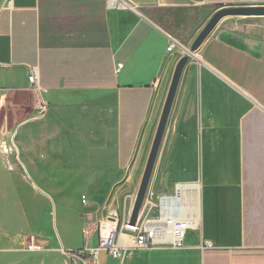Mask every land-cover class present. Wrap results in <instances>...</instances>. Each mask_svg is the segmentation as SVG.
<instances>
[{"label": "crops", "instance_id": "obj_1", "mask_svg": "<svg viewBox=\"0 0 264 264\" xmlns=\"http://www.w3.org/2000/svg\"><path fill=\"white\" fill-rule=\"evenodd\" d=\"M119 1L128 7L0 0V111H14L7 133L17 139L18 163L34 181L51 182L56 196L63 182L75 198L59 203L57 238L52 224L29 236L0 227V253L8 255L0 264H25L15 259L20 253L29 264H91L68 254L97 246L95 228L109 210L129 220L174 68L202 29L198 11L264 5ZM171 40L176 45L167 52ZM192 56L140 214L156 220L161 198L179 199L191 222L183 247H127L118 258L100 253L94 264H264V29L218 26ZM31 69L49 104L39 119ZM28 237L37 247L31 251ZM205 242L212 247L204 250Z\"/></svg>", "mask_w": 264, "mask_h": 264}, {"label": "rangeland", "instance_id": "obj_2", "mask_svg": "<svg viewBox=\"0 0 264 264\" xmlns=\"http://www.w3.org/2000/svg\"><path fill=\"white\" fill-rule=\"evenodd\" d=\"M198 13L203 28L213 13L208 16L210 12L203 9L199 10ZM218 26H230L240 31L263 30L264 17H227ZM190 45H186L187 52H189ZM196 60L195 57L190 56L181 78L186 75V71ZM15 122L16 118L11 106L0 111V227L9 235L24 234L29 236L37 233L46 234L52 224V229L57 238V230L60 231L61 221L59 203L61 204V201L62 204L74 202L73 192L65 188V184L62 182L63 187L61 188L65 191L60 198L56 196V190L53 189L51 182L47 180L36 182L24 171L18 163L17 139L14 136L12 140L13 132L12 134L7 133L8 130L14 129ZM12 168L13 170L10 171ZM21 174H24L25 177L22 178ZM78 197V200H80L79 194ZM74 208L79 209V203ZM5 232L2 234L5 235ZM31 242L32 238L28 237L25 240L26 246ZM0 247L4 248V246ZM3 256L6 259L8 258V255L0 253V258H3ZM16 257L15 259L18 262L30 263L25 255L21 253Z\"/></svg>", "mask_w": 264, "mask_h": 264}, {"label": "built area", "instance_id": "obj_3", "mask_svg": "<svg viewBox=\"0 0 264 264\" xmlns=\"http://www.w3.org/2000/svg\"><path fill=\"white\" fill-rule=\"evenodd\" d=\"M108 2L117 8L126 9L128 7L119 0H108ZM175 45L176 42L171 40L166 51L170 52ZM186 53L187 51H185ZM120 67L118 66V68ZM27 80L29 90L34 98V117L35 119H39L48 111L49 104L42 97L36 70H30ZM81 199L84 204L85 198L82 196ZM145 204L146 201H144L142 209L145 207ZM158 209V219L142 220L140 215L134 225H131L129 220H121L116 211L109 210L107 217L101 220L95 228L98 234L97 246L94 248H82L68 255L72 258L89 257L93 261L91 264H94L95 258L100 253L104 252L113 258H118L127 247L130 249H143L152 244L159 243L161 245L170 244L173 248L177 249L182 248L186 233L191 228V222L185 216L186 211L181 201L177 198H161ZM88 235L89 231L84 229V240L87 241ZM211 247L209 242H205L202 248L205 250ZM27 248L31 251L37 247L30 244ZM60 251L65 253L62 248Z\"/></svg>", "mask_w": 264, "mask_h": 264}, {"label": "water", "instance_id": "obj_4", "mask_svg": "<svg viewBox=\"0 0 264 264\" xmlns=\"http://www.w3.org/2000/svg\"><path fill=\"white\" fill-rule=\"evenodd\" d=\"M227 17H264V5L231 6L223 7L216 10L191 43L189 52L182 56L177 62L172 74L168 92L162 107V111L146 160L142 178L140 180L134 204L130 213L129 223L131 225H134L140 216L145 201V195L148 188L149 180L163 139L168 117L171 111V107L175 98V94L180 82L183 69L188 63L190 56L199 50L200 46L204 43V41L208 38L212 31L217 27V25L224 18Z\"/></svg>", "mask_w": 264, "mask_h": 264}, {"label": "bare ground", "instance_id": "obj_5", "mask_svg": "<svg viewBox=\"0 0 264 264\" xmlns=\"http://www.w3.org/2000/svg\"><path fill=\"white\" fill-rule=\"evenodd\" d=\"M14 136L12 135V140H13ZM16 142V141H15ZM186 194V193H185Z\"/></svg>", "mask_w": 264, "mask_h": 264}]
</instances>
